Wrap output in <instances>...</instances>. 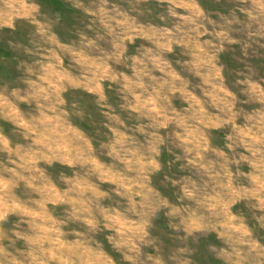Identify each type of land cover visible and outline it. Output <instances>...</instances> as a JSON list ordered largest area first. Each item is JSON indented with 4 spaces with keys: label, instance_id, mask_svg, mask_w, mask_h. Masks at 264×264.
Returning a JSON list of instances; mask_svg holds the SVG:
<instances>
[{
    "label": "rangeland",
    "instance_id": "1",
    "mask_svg": "<svg viewBox=\"0 0 264 264\" xmlns=\"http://www.w3.org/2000/svg\"><path fill=\"white\" fill-rule=\"evenodd\" d=\"M0 264H264V0H0Z\"/></svg>",
    "mask_w": 264,
    "mask_h": 264
}]
</instances>
